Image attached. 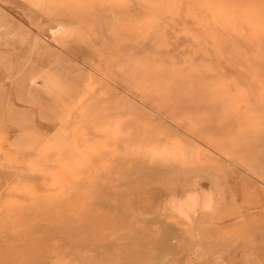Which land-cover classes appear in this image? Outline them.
Wrapping results in <instances>:
<instances>
[{"label":"rangeland","instance_id":"374dc122","mask_svg":"<svg viewBox=\"0 0 264 264\" xmlns=\"http://www.w3.org/2000/svg\"><path fill=\"white\" fill-rule=\"evenodd\" d=\"M0 264H264V0H0Z\"/></svg>","mask_w":264,"mask_h":264},{"label":"bare ground","instance_id":"6f19581e","mask_svg":"<svg viewBox=\"0 0 264 264\" xmlns=\"http://www.w3.org/2000/svg\"><path fill=\"white\" fill-rule=\"evenodd\" d=\"M56 206H58V205H56Z\"/></svg>","mask_w":264,"mask_h":264}]
</instances>
